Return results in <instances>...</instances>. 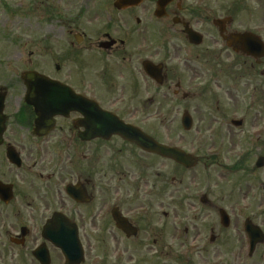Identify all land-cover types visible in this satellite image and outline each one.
<instances>
[{
	"label": "flooded vegetation",
	"instance_id": "1",
	"mask_svg": "<svg viewBox=\"0 0 264 264\" xmlns=\"http://www.w3.org/2000/svg\"><path fill=\"white\" fill-rule=\"evenodd\" d=\"M134 2L19 0L13 21L0 14V264H42L41 247L63 263L48 221L114 253H161L169 238L194 264H264V58L242 52L244 6ZM26 72L64 88L28 89ZM183 111L193 168L113 133L119 122L177 147L159 124Z\"/></svg>",
	"mask_w": 264,
	"mask_h": 264
},
{
	"label": "rangeland",
	"instance_id": "2",
	"mask_svg": "<svg viewBox=\"0 0 264 264\" xmlns=\"http://www.w3.org/2000/svg\"><path fill=\"white\" fill-rule=\"evenodd\" d=\"M212 1H217V0H204V3L207 2V3L211 4ZM5 2L9 3V4L12 3L14 5L15 0H5ZM5 2L3 1V3H5ZM240 3H242L241 6H244V11L240 12V13L237 12L236 15L234 14L235 18L237 19V21L239 23H241V26H244L246 29L251 30V29L257 27L256 31L261 32V36L264 40V0H240ZM205 7H206V5L203 6L202 8H205ZM0 13H1V11H0ZM9 17H10V20H13V15H9ZM7 19H8V17H7ZM16 21L18 22L20 20L17 19V17H16ZM21 25H22L21 26L22 28L28 27V25L22 20H21ZM10 28H12V27H10ZM13 32H14V29L9 30V28H6L5 33H4V38L10 37V35L13 34ZM27 32H28V30H22L23 35L28 34ZM12 51H13L12 50V44H8L7 52L12 53ZM185 54L188 55L187 53H185ZM15 65H16V63L10 62L7 64V68L9 66V70H11ZM16 70H17V67H16ZM180 114L179 115L176 114L177 121L174 125H171V124L167 125L166 124L164 126V124H163V126H161V124H159L161 126V130L163 131V133H165V134L170 133L172 135H176L174 130H175V128L177 130ZM155 120H157V119H155ZM156 123H158V122H156ZM156 123H155V121L150 122L151 125H155L154 128H157ZM193 134H195V130L192 132H189V133H184L182 131V132H180V137L178 139H175V141L178 143H181L182 145H184L188 149ZM172 137H174V136H172ZM183 209H184V207H183ZM111 252L112 251H108V253H110V254H111ZM110 254L109 255H105V254L104 255L103 254L102 255H99V254L93 255L91 252L88 251V249H85V258L86 259H85L84 264H143V263H141L139 257L135 256V255L124 254L120 257H116V256H112V254L111 255ZM189 255L190 254H187V257H189ZM142 256H144V258H146L148 261L153 260V258L155 257V255H153V254L142 255ZM174 256H175L174 254L161 255L160 258L158 259L159 264H183L184 261L187 259V257H186V258H183V259L177 261V260H174ZM131 257L133 258V260L136 263H133L130 260ZM174 261H177V262H174ZM186 264H194V263L190 259L189 260L187 259Z\"/></svg>",
	"mask_w": 264,
	"mask_h": 264
},
{
	"label": "water",
	"instance_id": "3",
	"mask_svg": "<svg viewBox=\"0 0 264 264\" xmlns=\"http://www.w3.org/2000/svg\"><path fill=\"white\" fill-rule=\"evenodd\" d=\"M128 135H131V137H136L137 138L136 140H133V139H131V140L135 141L136 143L141 145V147H144V148H146L149 151L160 153V154L165 155L166 157H171V158H173V159H175L177 161L184 162L183 159L181 157H179V155L181 153H178V152H175V151H172V150L161 149V148H159L156 145H154V146L149 145L150 143H148L149 140L147 138L146 139L145 138H140L139 136L134 135L132 133H129ZM50 239L54 240V238H52V237ZM62 241H64V240L63 239H59V242H58L57 245H58V247H62L64 250H66V246L63 244ZM70 242H71L72 247L75 245V251H78L79 249H78V247L76 245V239H75L74 236L70 238Z\"/></svg>",
	"mask_w": 264,
	"mask_h": 264
}]
</instances>
